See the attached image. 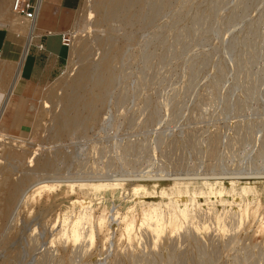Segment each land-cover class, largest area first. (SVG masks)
Listing matches in <instances>:
<instances>
[{"label":"rangeland","instance_id":"rangeland-1","mask_svg":"<svg viewBox=\"0 0 264 264\" xmlns=\"http://www.w3.org/2000/svg\"><path fill=\"white\" fill-rule=\"evenodd\" d=\"M122 3L82 0L64 67L0 117V264H264V0ZM64 178L94 180L44 187Z\"/></svg>","mask_w":264,"mask_h":264},{"label":"bare ground","instance_id":"bare-ground-1","mask_svg":"<svg viewBox=\"0 0 264 264\" xmlns=\"http://www.w3.org/2000/svg\"><path fill=\"white\" fill-rule=\"evenodd\" d=\"M13 1V0H12ZM12 1L10 4V7L13 13H15L13 11L12 8ZM124 2V1H123ZM109 4H110V14L114 13L116 14V12H118L119 9H121V7H125L122 3V0H109ZM130 4V3H129ZM16 15V14H15ZM1 16V15H0ZM35 26H36V22L35 21H28L24 18H16L13 19L9 22L7 21H0V28H7L8 30V35L7 38L5 40V44H4V49H3V54L1 57V68H0V91H2V93H4L3 95L5 96L3 98L1 107H0V117L2 115H4L9 107L12 105L11 104V99L12 97L15 95L16 91H17V86L19 83V80L21 78V71H22V66L24 63V60L26 58V55L28 53V50L30 48V44L33 40V36H34V31H35ZM75 50V49H73ZM73 56V55H72ZM70 63H72L70 61ZM69 68V67H68ZM66 72V71H65ZM83 73V72H82ZM86 74V73H85ZM92 75V74H91ZM81 78V77H78ZM110 78V77H109ZM5 79L7 80L6 84H5ZM96 79V78H95ZM94 79V80H95ZM100 79V78H99ZM102 79V78H101ZM98 80V79H97ZM110 80V79H109ZM78 81V80H75ZM102 81V80H101ZM99 81V82H101ZM74 83V82H73ZM98 83V82H97ZM75 84V83H74ZM87 84V83H86ZM85 84V85H86ZM100 84V83H99ZM76 85V84H75ZM70 86V85H69ZM77 89V88H76ZM77 91V90H76ZM71 96V95H70ZM81 96V95H80ZM83 96V95H82ZM97 98V97H96ZM69 100H73V99H69ZM92 102V101H91ZM70 103V101L68 102V104ZM74 103V102H73ZM83 103V102H82ZM90 104V102L88 103ZM71 105V104H70ZM93 105V104H92ZM68 106V105H67ZM75 106V104H74ZM91 106V105H90ZM12 107V106H11ZM94 109V107L92 108V110ZM70 110V109H69ZM91 110V111H92ZM94 111V110H93ZM92 111V112H93ZM69 112V111H68ZM71 112V111H70ZM72 117V116H71ZM94 118V117H93ZM92 118V119H93ZM58 119V118H57ZM64 119V118H62ZM69 119V117H68ZM62 122V121H61ZM1 118H0V126H1ZM212 132V131H211ZM14 139V138H13ZM211 150V149H210ZM3 167V166H2ZM10 172V171H9ZM187 176V175H186ZM252 176V175H251ZM161 177V176H160ZM178 177V176H177ZM183 177V176H182ZM192 177V176H191ZM189 177V178H191ZM197 177V176H196ZM221 177V176H220ZM224 177V176H223ZM227 177V176H225ZM230 177V176H228ZM227 177V178H228ZM234 177V176H233ZM240 177V176H237ZM242 177V176H241ZM249 177V175H248ZM147 178V177H146ZM156 178V177H154ZM176 178V176L174 177ZM179 178V177H178ZM193 178H195L193 176ZM199 178V177H198ZM204 178V177H203ZM216 178V177H215ZM222 178V177H221ZM236 178V177H235ZM247 178V177H246ZM123 179V178H122ZM125 179V178H124ZM17 180V179H16ZM50 180V179H49ZM92 181L94 180L89 179V178H77V179H71V178H64V179H57L55 180V182H50L47 183L44 187L45 188H52V187H56L61 185L62 183H70V185H73V182L75 181H81L82 185L84 182L86 181ZM97 180V179H95ZM98 180L100 181V183H97L95 185H115L117 184V182L121 179L113 177V178H98ZM205 180V179H204ZM185 181V180H184ZM202 181V180H201ZM221 181V180H220ZM5 182V181H4ZM206 182V181H205ZM229 182V181H228ZM255 182V181H254ZM223 184V183H222ZM225 184V183H224ZM228 184V183H226ZM234 184V183H233ZM241 184V183H240ZM251 184V183H250ZM3 185V184H2ZM94 185V184H93ZM215 185V184H214ZM249 185V184H248ZM229 186V185H228ZM60 187V186H59ZM80 188V187H79ZM210 188V187H209ZM208 188V189H209ZM253 188V187H252ZM122 189V188H121ZM19 190V182L17 183H9L7 185V206L8 208H10V206L12 205L15 195L17 194V191ZM76 190V189H75ZM66 191V190H65ZM213 191V190H212ZM24 193V192H23ZM67 193V192H66ZM212 193V192H211ZM246 193V192H245ZM244 193V194H245ZM24 195V194H23ZM170 196V195H169ZM23 197V196H22ZM236 197V196H235ZM90 198V197H89ZM178 199V197L176 198V200ZM187 199V198H186ZM195 199V198H194ZM23 200V198H22ZM74 200V199H73ZM238 201V200H236ZM18 202V200H17ZM20 202V201H19ZM76 202V200L74 201ZM86 202V200H85ZM85 202H82L85 203ZM90 202V201H89ZM91 203V202H90ZM183 203V202H182ZM191 203V202H190ZM195 203V202H194ZM19 204V203H18ZM156 205V204H155ZM164 205V204H163ZM173 205V204H172ZM17 207V206H16ZM173 207V206H172ZM162 208V205H161ZM176 212L179 213V216L182 218L183 221H188L191 218V214H190V210L187 207V204L184 202V204L179 205L177 204L176 206ZM72 211V210H71ZM175 211V210H174ZM147 212V211H145ZM71 216V215H70ZM82 216V215H81ZM66 219V218H65ZM86 219V216L81 217L77 223L73 226V228H71V233H70V237H72V239L74 240L75 244L82 239V238H86L90 240L91 243L94 242V235L95 232L93 230V228H91L88 232L85 233V231L83 232V228H84V220ZM104 217L100 218L99 224L100 226L104 224ZM143 223L142 225H148V227L151 229V231L156 234V236L158 237L167 227V224H165V222H163L162 220V216L161 214H159L156 210H152V212H148L147 214H145V219H143ZM68 221V220H67ZM86 223V222H85ZM262 224V223H261ZM169 227H171L172 231H174L175 229H179V225L176 223V221H170L168 223ZM124 225H122L123 227ZM205 226V225H204ZM221 226V225H220ZM145 227V226H144ZM194 227V226H193ZM203 227V226H202ZM201 227V228H202ZM86 228V227H85ZM146 228V227H145ZM205 228V227H204ZM123 229V228H122ZM141 229V228H140ZM124 233L127 235V237L129 239H131L134 235V223L133 221H128L125 220V227H124ZM145 230V229H144ZM180 230V229H179ZM171 231V232H172ZM123 233V234H124ZM164 233V232H163ZM174 233V232H173ZM122 234V235H123ZM153 234V235H154ZM65 235V234H64ZM154 237V236H153ZM84 240V239H83ZM82 241V240H81ZM138 243V242H137ZM133 244V243H132ZM117 263V262H116Z\"/></svg>","mask_w":264,"mask_h":264},{"label":"crops","instance_id":"crops-1","mask_svg":"<svg viewBox=\"0 0 264 264\" xmlns=\"http://www.w3.org/2000/svg\"><path fill=\"white\" fill-rule=\"evenodd\" d=\"M82 0H43L33 40L24 60L19 83L47 85L64 67L68 58L65 41L74 13ZM7 30L0 28V49L4 48ZM43 45L44 49L40 48ZM18 83V84H19Z\"/></svg>","mask_w":264,"mask_h":264},{"label":"built area","instance_id":"built-area-1","mask_svg":"<svg viewBox=\"0 0 264 264\" xmlns=\"http://www.w3.org/2000/svg\"><path fill=\"white\" fill-rule=\"evenodd\" d=\"M42 1L43 0H13L12 8L20 17L28 21H35L41 9ZM40 48L44 49L43 45H40Z\"/></svg>","mask_w":264,"mask_h":264}]
</instances>
